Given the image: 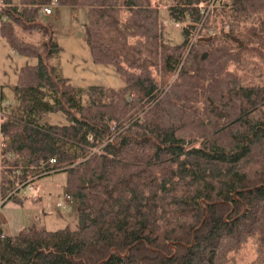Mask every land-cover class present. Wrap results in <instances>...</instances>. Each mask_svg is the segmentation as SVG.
Wrapping results in <instances>:
<instances>
[{
	"label": "trees",
	"instance_id": "obj_1",
	"mask_svg": "<svg viewBox=\"0 0 264 264\" xmlns=\"http://www.w3.org/2000/svg\"><path fill=\"white\" fill-rule=\"evenodd\" d=\"M163 1L177 44L151 0H55L85 8L91 61L122 77L81 87L60 73L40 13L52 0H1L0 38L35 62L10 86L16 110L0 97V208L62 171L77 211L74 228L10 234L0 220V264H264V0L204 18L209 0Z\"/></svg>",
	"mask_w": 264,
	"mask_h": 264
},
{
	"label": "rangeland",
	"instance_id": "obj_2",
	"mask_svg": "<svg viewBox=\"0 0 264 264\" xmlns=\"http://www.w3.org/2000/svg\"><path fill=\"white\" fill-rule=\"evenodd\" d=\"M151 2L157 3L158 17L165 23L162 32L163 41L169 45L179 43L181 40L179 29L183 24L169 21L163 0H151ZM51 9V15L43 16L45 20H50L48 33L61 47L58 55L60 73L69 78L75 86H119L122 83V77L112 66L94 64L91 61L89 50L84 42L85 8L53 5ZM18 35L24 41L37 44L43 39V36L37 33L18 31ZM34 62L35 59L32 57L13 53V50L0 38V97L2 96L1 98L8 103L5 112L15 111L17 108L15 105H9L8 100L11 97L10 86L15 83L19 67ZM257 76L259 75H255ZM3 107H7V104ZM43 119L55 124L66 123L61 113H47ZM64 180V172L51 171L47 175L32 179L24 187V182L16 184L11 192L17 190V193L7 199L0 208V219L4 223L5 232L14 234L19 229L32 224L47 230H55L65 225L74 228L77 211L75 202L68 199L65 200V208L60 207V203L64 202L65 198ZM242 252L245 257L251 256L249 246H246Z\"/></svg>",
	"mask_w": 264,
	"mask_h": 264
},
{
	"label": "built area",
	"instance_id": "obj_3",
	"mask_svg": "<svg viewBox=\"0 0 264 264\" xmlns=\"http://www.w3.org/2000/svg\"><path fill=\"white\" fill-rule=\"evenodd\" d=\"M220 0H209L207 2V4L205 5L204 8H202V10L200 11V14H201V18H204L206 16V14L208 13V11L215 5H217L219 3ZM0 5H1V1H0ZM55 5V0H52V2L48 5H43L41 8H40V13L42 15H50L51 14V7ZM65 200H68V196L65 195V198H64V202L60 203V207L61 208H65Z\"/></svg>",
	"mask_w": 264,
	"mask_h": 264
},
{
	"label": "crops",
	"instance_id": "obj_4",
	"mask_svg": "<svg viewBox=\"0 0 264 264\" xmlns=\"http://www.w3.org/2000/svg\"><path fill=\"white\" fill-rule=\"evenodd\" d=\"M12 3H16L18 0H10ZM51 14H52V9H51ZM50 14V15H51ZM14 53V52H13ZM1 86V85H0ZM12 86V85H11ZM1 220V219H0ZM2 222V221H1ZM4 223L2 222V225H3ZM4 226V225H3ZM5 231V230H4Z\"/></svg>",
	"mask_w": 264,
	"mask_h": 264
},
{
	"label": "water",
	"instance_id": "obj_5",
	"mask_svg": "<svg viewBox=\"0 0 264 264\" xmlns=\"http://www.w3.org/2000/svg\"><path fill=\"white\" fill-rule=\"evenodd\" d=\"M127 250H128V249H127ZM127 250H126V251H127Z\"/></svg>",
	"mask_w": 264,
	"mask_h": 264
}]
</instances>
